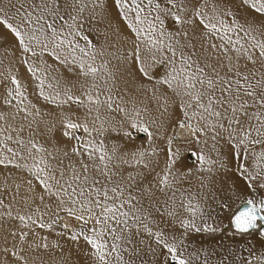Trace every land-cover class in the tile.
Masks as SVG:
<instances>
[{
  "label": "snow or ice",
  "instance_id": "snow-or-ice-1",
  "mask_svg": "<svg viewBox=\"0 0 264 264\" xmlns=\"http://www.w3.org/2000/svg\"><path fill=\"white\" fill-rule=\"evenodd\" d=\"M0 264H264V0H0Z\"/></svg>",
  "mask_w": 264,
  "mask_h": 264
},
{
  "label": "rangeland",
  "instance_id": "rangeland-1",
  "mask_svg": "<svg viewBox=\"0 0 264 264\" xmlns=\"http://www.w3.org/2000/svg\"><path fill=\"white\" fill-rule=\"evenodd\" d=\"M188 162L191 163L190 160ZM197 239L200 240V241H202L206 245H209V244L210 245H215V242H217L218 240H222L224 244H229L231 242L230 240H228L226 238H223V237H220V236H217L214 239L211 238V237H198ZM66 248H67V245H66Z\"/></svg>",
  "mask_w": 264,
  "mask_h": 264
},
{
  "label": "water",
  "instance_id": "water-1",
  "mask_svg": "<svg viewBox=\"0 0 264 264\" xmlns=\"http://www.w3.org/2000/svg\"><path fill=\"white\" fill-rule=\"evenodd\" d=\"M143 136V134H140V137H142ZM190 160H192V158L190 157Z\"/></svg>",
  "mask_w": 264,
  "mask_h": 264
},
{
  "label": "bare ground",
  "instance_id": "bare-ground-1",
  "mask_svg": "<svg viewBox=\"0 0 264 264\" xmlns=\"http://www.w3.org/2000/svg\"><path fill=\"white\" fill-rule=\"evenodd\" d=\"M140 138H143V136L142 137H140ZM189 160H190V157H189ZM191 162H192V160H190ZM215 244H216V242H215Z\"/></svg>",
  "mask_w": 264,
  "mask_h": 264
}]
</instances>
